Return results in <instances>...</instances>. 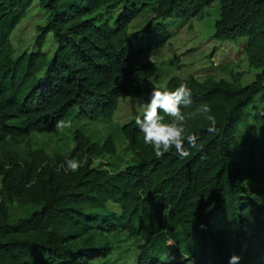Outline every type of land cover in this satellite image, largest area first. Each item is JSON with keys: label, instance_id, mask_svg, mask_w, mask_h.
Masks as SVG:
<instances>
[{"label": "trees", "instance_id": "trees-1", "mask_svg": "<svg viewBox=\"0 0 264 264\" xmlns=\"http://www.w3.org/2000/svg\"><path fill=\"white\" fill-rule=\"evenodd\" d=\"M214 2V38L246 39L247 63L259 72L244 86L169 79V91L182 82L191 88L182 111L198 141L189 157L174 147L156 157L136 118L119 128L132 158L116 172L92 167L95 157L115 153L110 136L100 145L75 131L70 156L54 163L42 151L28 161L12 148L60 120L110 122L122 98L148 101L156 65L141 57L168 42L169 22ZM33 5L45 23L34 51L15 55L11 35ZM146 8L148 21L128 32ZM202 106L216 119L215 133L198 114ZM71 159L81 162L76 172L67 168ZM262 179L264 0H0V264H99L119 234L136 242L134 264H228L232 253L240 264H264V204L251 195L262 194L255 185ZM15 203L23 207L18 217L9 212Z\"/></svg>", "mask_w": 264, "mask_h": 264}, {"label": "rangeland", "instance_id": "rangeland-1", "mask_svg": "<svg viewBox=\"0 0 264 264\" xmlns=\"http://www.w3.org/2000/svg\"><path fill=\"white\" fill-rule=\"evenodd\" d=\"M151 16L149 8L142 11L128 28L134 32L143 27ZM219 17L218 2L204 9L198 16L187 21L168 23L170 39L160 49L141 57L143 62L156 65L153 78L158 87H165L169 79L178 77L186 80L188 77L202 82L205 80H227L244 86L250 84L259 72L251 68L246 60L243 46L246 39L217 40L214 38V22ZM46 13L33 5L11 35L14 54L34 51L36 28L43 25ZM55 47L51 36H48L44 51L50 54ZM142 100L122 98L110 122H90L86 119L71 118V126L55 129L50 133L31 134L12 148L23 155L28 161L31 153L42 151L43 155L54 163L59 156H70L75 147L74 133L79 131L97 144H103L110 136L115 147L114 154H104L92 160V167L99 171H120L131 162V153L127 142L119 128L141 115ZM147 102V101H145ZM256 187L261 188L262 194H251L264 204V180H258ZM111 211L116 207L109 205ZM118 211V210H117ZM12 216L23 214L20 204L9 207ZM112 247L111 255L99 264H134L136 256V242L125 234L109 238Z\"/></svg>", "mask_w": 264, "mask_h": 264}, {"label": "clouds", "instance_id": "clouds-1", "mask_svg": "<svg viewBox=\"0 0 264 264\" xmlns=\"http://www.w3.org/2000/svg\"><path fill=\"white\" fill-rule=\"evenodd\" d=\"M192 104L191 88L186 82H182L175 90L169 91L166 87H155L151 90L147 102H141L142 116L137 115L135 123L143 134L146 145L153 148L156 157H162L173 147L181 159L190 155V148L197 146L198 136L189 132L186 128V120L189 114L182 111ZM211 109L202 106L198 114L203 115L209 122L207 131L216 132V119L209 115ZM163 113V115H161ZM165 116L171 117L165 121ZM71 126V122L60 120L57 122V129H64ZM185 143L189 146L185 147ZM81 162L76 159L67 161V168L72 172L78 171ZM242 257L232 253L229 256L228 264H240Z\"/></svg>", "mask_w": 264, "mask_h": 264}]
</instances>
